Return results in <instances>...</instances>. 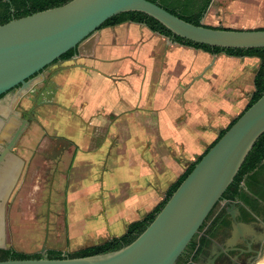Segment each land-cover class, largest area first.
Returning <instances> with one entry per match:
<instances>
[{"label":"crops","instance_id":"0c3cea01","mask_svg":"<svg viewBox=\"0 0 264 264\" xmlns=\"http://www.w3.org/2000/svg\"><path fill=\"white\" fill-rule=\"evenodd\" d=\"M217 1L212 0L208 10ZM167 40L134 23L103 28L80 44L76 57L42 73L29 91L39 103L35 115L42 116L46 126L52 120L61 126V136L51 126L47 136L62 139L72 151L65 179V227L72 251L122 236L129 224L163 201L185 172L183 162L193 163L181 150L204 148L215 140L213 132L202 137L195 132L199 146L186 138L192 128L198 132L199 121L190 120L184 109L189 96H197L199 80L189 78L184 95L159 92L158 85L169 83L172 89L182 83L176 75L179 45ZM167 58L170 80L159 74ZM205 65H195L190 73ZM192 153L191 158L199 150ZM76 194L86 197L77 207L71 198ZM76 232L85 235L84 245L73 240Z\"/></svg>","mask_w":264,"mask_h":264},{"label":"water","instance_id":"95a60500","mask_svg":"<svg viewBox=\"0 0 264 264\" xmlns=\"http://www.w3.org/2000/svg\"><path fill=\"white\" fill-rule=\"evenodd\" d=\"M128 12L143 13L173 35L193 44L220 49L264 48V29L195 26L147 0H71L0 25V97L18 88L11 100L0 101V112L21 101L46 67L68 51L78 49L107 20ZM27 119L22 121L13 141L26 129ZM262 134L264 94L208 149L152 222L130 244L83 258L6 260L0 264H176L213 208L222 201ZM15 161L18 170L10 186L5 184L8 176L0 177V250L6 249L5 203L23 167L21 159ZM46 252L43 248L38 254Z\"/></svg>","mask_w":264,"mask_h":264},{"label":"rangeland","instance_id":"374dc122","mask_svg":"<svg viewBox=\"0 0 264 264\" xmlns=\"http://www.w3.org/2000/svg\"><path fill=\"white\" fill-rule=\"evenodd\" d=\"M216 3L202 19L203 25L232 30L264 29V0H219ZM178 49L181 53H176V75H180L182 83L180 86L175 83L172 89L169 83L158 85L159 92L166 96L172 92L178 96L180 93L184 95L188 91L189 78L195 77L199 80L196 84L198 88L194 90L196 92L199 89L197 96H189L188 107L184 109L191 114L190 120H198L200 123H198V132L192 128L189 131L190 136L186 137L193 146H199L200 142L195 140L197 133L202 137L213 132L216 139L221 131L219 129H226L243 112L254 92L253 78L258 69L259 60L227 57L224 54L210 55L187 47L178 46ZM216 60H218L216 68L213 71H207V68L211 69V63ZM168 63L170 60L167 58L164 62L165 70H161L162 73H159L158 69L155 70L160 75H166V80L169 75H173L171 70H168L170 69L167 66ZM204 64L206 65L201 68L202 71L195 74L190 73L196 69L197 65L200 68ZM157 72H155L156 75ZM168 80H170L169 77ZM153 88L152 84L149 88L150 93L153 92ZM8 98H11V95ZM30 105L29 100H23L21 109L28 110ZM48 124L46 126L42 116L36 113L35 120L28 126L21 138L19 149L22 159L27 162L26 172L20 178L5 209V247L27 255L38 254L43 248L58 250L64 254L75 251L69 249L70 238L65 227L67 207L65 179L72 151L62 139L47 136V127L51 126L54 133V130H57L55 133L57 136H61L62 131L57 121L52 120ZM210 144H205L204 148H197L199 154L192 158V152L197 149L183 148L181 151L188 159L195 162ZM183 165L185 167L183 169L186 170L190 163L183 162ZM71 198L76 207L86 199L79 194ZM90 203H95V198ZM81 231L79 229V232ZM73 240L75 243H82L81 245L87 241L85 235L77 232Z\"/></svg>","mask_w":264,"mask_h":264},{"label":"trees","instance_id":"16d2710c","mask_svg":"<svg viewBox=\"0 0 264 264\" xmlns=\"http://www.w3.org/2000/svg\"><path fill=\"white\" fill-rule=\"evenodd\" d=\"M71 0H0V25L6 24L13 19H19L29 16L31 14L41 12L44 10L56 8L68 3ZM151 3L157 4L164 10L180 18L181 20L193 24L195 26L203 25L201 23L212 0H147ZM123 23H134L146 27L150 32L159 35L171 42L182 46L199 50L210 55L224 54L227 57L233 58H257L259 60L258 69L253 78L254 92L252 97L243 110V112L233 120L226 129L219 132L217 138L211 145L199 156L195 162L190 164L185 172L173 183L166 191L163 201L158 204L149 214L143 219L133 222L128 225L126 232L119 238H112L100 245L83 248L72 253L64 254L58 250H47L46 257L41 254L27 255L19 253L13 249L0 250V261L6 260H37L47 258L50 260L83 258L99 254H104L118 250L140 235L144 229L152 222L155 215L164 206L168 198L178 188L181 182L191 172L194 165L201 159V157L211 148L217 140L235 123V121L264 94V48L262 49H220L211 48L204 45L193 44L185 41L168 31L159 22L151 17L139 12H128L119 14L107 20L99 30L108 27H115ZM205 26V25H203ZM210 27V26H205ZM216 28V27H210ZM225 29V28H216ZM263 30V29H257ZM77 49L70 50L61 56L60 60H68L77 54ZM245 178V180H244ZM244 181V186L251 194V198L257 197L264 202V134L254 144L252 150L246 157L244 163L240 167L237 175L234 177L232 183L228 186L223 194V199L233 200L242 194L241 183ZM253 203L256 201H252Z\"/></svg>","mask_w":264,"mask_h":264},{"label":"flooded vegetation","instance_id":"af4514ba","mask_svg":"<svg viewBox=\"0 0 264 264\" xmlns=\"http://www.w3.org/2000/svg\"><path fill=\"white\" fill-rule=\"evenodd\" d=\"M62 61L60 59L55 61L41 74L50 71ZM17 89L0 97V101L11 100ZM9 95L11 98H8ZM23 100H29L31 105L28 110L21 109ZM38 104L35 97L28 93L21 101L0 112V177L3 174L8 176L5 184L10 186L17 173L16 158L23 161L19 176L10 187L5 209L20 178L26 172L27 162L22 159L19 146L26 129L35 120ZM26 118H28L26 129L13 141L22 127V121ZM244 184L243 181L240 185L242 187L240 196L233 200L222 199L213 208L176 264H264V202L257 197L252 199ZM4 190H7L6 187ZM253 200L256 202L253 203Z\"/></svg>","mask_w":264,"mask_h":264}]
</instances>
